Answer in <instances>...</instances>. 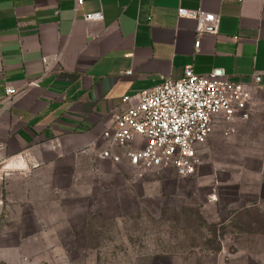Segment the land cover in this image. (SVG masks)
<instances>
[{
    "label": "crops",
    "instance_id": "obj_1",
    "mask_svg": "<svg viewBox=\"0 0 264 264\" xmlns=\"http://www.w3.org/2000/svg\"><path fill=\"white\" fill-rule=\"evenodd\" d=\"M76 1L0 0V264H67L69 199L124 183L103 138L124 96L189 67L251 90L235 133L264 109V0ZM180 8L216 15L215 30ZM7 87L23 91L11 104Z\"/></svg>",
    "mask_w": 264,
    "mask_h": 264
},
{
    "label": "rangeland",
    "instance_id": "obj_2",
    "mask_svg": "<svg viewBox=\"0 0 264 264\" xmlns=\"http://www.w3.org/2000/svg\"><path fill=\"white\" fill-rule=\"evenodd\" d=\"M199 159L189 177L127 168L104 201L101 183L69 199L67 264H264V109Z\"/></svg>",
    "mask_w": 264,
    "mask_h": 264
},
{
    "label": "built area",
    "instance_id": "obj_3",
    "mask_svg": "<svg viewBox=\"0 0 264 264\" xmlns=\"http://www.w3.org/2000/svg\"><path fill=\"white\" fill-rule=\"evenodd\" d=\"M82 0L76 1L81 6ZM180 17L195 20L198 32L214 31L218 18L200 10L178 9ZM101 14L85 15L86 22L98 21ZM198 49L199 42L194 45ZM130 74V72H127ZM40 79L27 82L37 87ZM23 91L5 89L9 104ZM251 90L228 82L216 74L201 76L186 68L180 80L163 78L161 83L134 96H124L127 108L111 116V127L103 132L110 146L121 149L111 156L134 171L172 169L180 177L194 174L202 146L216 131L234 132V124L249 117Z\"/></svg>",
    "mask_w": 264,
    "mask_h": 264
}]
</instances>
